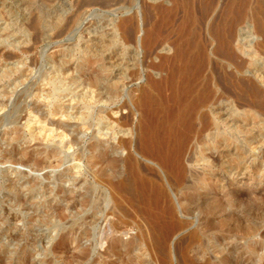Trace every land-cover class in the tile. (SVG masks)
Instances as JSON below:
<instances>
[{"label":"rangeland","instance_id":"rangeland-1","mask_svg":"<svg viewBox=\"0 0 264 264\" xmlns=\"http://www.w3.org/2000/svg\"><path fill=\"white\" fill-rule=\"evenodd\" d=\"M80 1L0 0V116H8L0 128V264H120L119 256L110 252L117 242L124 251L134 247L132 254H142L140 264H158L155 254L133 245L141 239V231L146 239L150 237L147 231L151 225L146 216L127 217L115 210L111 192L96 182L97 169L88 160L98 154L95 147L101 139L99 129L107 135L99 145L107 149L129 138L128 131L133 129L130 153L144 166L159 171L168 186L158 166L138 153L139 112L134 100L147 83L159 78L151 67L168 63L161 50L172 43L180 26L178 21L186 12L175 10L173 2L172 6L167 4L169 0H134V6L128 2L122 10L89 8L79 13ZM191 1L196 14L208 4H213L214 14H223L235 4L236 11L247 14L253 28L252 35L243 32L240 41L244 47H252L239 54L238 68L225 66L223 72L214 69L220 120L217 128L192 148L191 180L205 188H194L195 193L187 200L191 203L188 214L177 201L178 193L169 190L178 218L187 221L186 226L169 234L172 264H264V109L258 107L260 99L245 92V87L257 85L264 100V32L258 30L264 27V0ZM161 15H174L177 22L163 28V48L153 57H145L136 40L124 41L112 28L114 21L132 18L141 39ZM68 62L73 67L69 75H64L61 69ZM103 66H108L115 78L111 84L120 78L126 86L119 81L117 87L109 86L110 91L107 87L93 88L89 101L72 104L78 110L75 117L81 119L69 122L72 127L66 133L54 131L56 127L50 121L59 116L50 114L52 105L70 107V100L84 93L75 82L90 86ZM206 75H212V70L208 69ZM39 86L47 99L34 95ZM32 89L33 97H29ZM207 106L210 112V103ZM28 107L39 108V119H34ZM131 110L135 116L130 127L113 123ZM228 149L234 153L230 159ZM128 154L109 151L110 157L122 159ZM24 156L30 161L18 163L15 159ZM75 166L80 168L73 170ZM33 183L37 185L34 191ZM92 189L97 210L91 205L73 206L83 196H90ZM128 204L130 197L126 195ZM52 208L60 209L64 218H52ZM47 221L56 228L51 235ZM157 223L160 221L153 225ZM17 232L25 237L14 241L11 235ZM165 234L157 231L159 237ZM195 234L200 237L183 254Z\"/></svg>","mask_w":264,"mask_h":264},{"label":"bare ground","instance_id":"bare-ground-1","mask_svg":"<svg viewBox=\"0 0 264 264\" xmlns=\"http://www.w3.org/2000/svg\"><path fill=\"white\" fill-rule=\"evenodd\" d=\"M126 1L82 0L79 3L80 7H78V10L79 13L89 8H97L102 11L115 9L117 11L126 8L128 2L131 6L135 4L134 0ZM172 2L175 10L183 9L186 14L180 20L178 19L180 26L175 30L176 33L172 43L167 44L164 48L160 41V35L166 25L168 26L176 21L173 18L174 15L159 16V22L149 28L141 39L138 38L139 29L135 26L132 18L129 21L127 20L128 22L114 21L112 24L113 30L116 34L123 36L124 41L136 40L137 44L141 45L140 50L145 57L155 56L160 52V48H163L161 51L166 54L164 60L168 61L167 64L151 67L152 71L158 73L157 76L159 78L152 79L144 87L142 86L143 89L134 100V107L139 112V120L136 126L137 143L135 142L138 153L146 161L153 162L158 166L166 177L168 186L164 184L165 180H163L159 171L144 166L130 153V149L133 146V141L130 139L134 133L133 129L128 131L129 138L122 139L117 147H112V149L99 145L106 141L107 136L102 133V128L99 129L97 134L101 139L100 143L95 147V151L98 154L92 155L88 160L89 165L93 169H97L94 174L96 182L111 192L115 210L127 217L140 216L141 214L146 216V221L151 225V230L147 231V234H150L149 240L146 239V233L141 231V239L135 241L133 245L137 244L140 247V251L143 249L155 254L158 264H172V256L169 250V234L183 228L187 224V221L178 218L177 206L170 197L169 190L178 193L177 201L182 208H185L183 213L188 214L186 212L188 211L187 206H190L191 203L187 200L195 193L194 188L200 185V183L195 184L191 180L194 179L192 148L212 128H217L220 120L217 86L216 83L213 85L214 72L215 70L216 72H223L225 66L238 68L239 54H244L247 48L251 49L252 47L251 45L244 47L240 38L243 32H246L247 35H252L253 33V28L247 20V14L244 11H236L235 4L232 5L233 3L227 7L223 14L216 15L213 13V4L204 5L203 12L196 14L191 9V0H169L167 4L172 6ZM163 8L160 9L164 10ZM258 30L259 32H264V27L260 26ZM85 50L88 51L87 48ZM70 63L68 62L61 69V73L69 75V69L73 67V64ZM77 66L74 65V68ZM208 69L212 70V75L210 76L206 75ZM101 74H104L103 77ZM101 74L97 75L88 87L75 82V85H78L77 88H82L84 93L80 97L74 96L70 100V107L66 108L60 104L52 105L50 114L55 117L59 116L58 119L50 121V125L56 127L54 131L62 130L66 133L67 129L72 127L69 122L75 118L76 120L81 119L75 117L78 110L72 104L89 101V94L93 88L95 90H104L107 87L108 91H110V85L117 87L119 81L123 84V80L120 78H118V82L110 83L111 79L114 80L115 78L111 75L108 66H103ZM105 75H107L106 80L104 78ZM104 83H106V86H104ZM36 87L35 89L38 92L34 95H37L39 99H47V96L43 95V92L45 93V90L42 89L44 85ZM33 89L29 93V97H33ZM92 92L94 93V90ZM245 92L254 96V98L260 99V103L257 102L258 105L260 104L258 107H260L259 109H264V100L261 99L263 92L259 86L245 87ZM207 103H210L212 107L210 112L205 109ZM53 108L54 110H52ZM27 109L34 119H39V108L28 107ZM117 114V112L113 113V115ZM133 115L134 112L131 110L127 116L116 117V119L113 117V123L120 127H130ZM7 119L8 116L6 115L0 116V128L5 125ZM28 122L30 123V121ZM101 148H104V150H101ZM110 150L115 152L127 151L129 154L125 159L110 157ZM233 155L232 149H228L227 157L230 159ZM220 156H223V154ZM15 159L18 163L30 161L25 156L21 160ZM79 168V166H75L73 170H78ZM196 180L197 178H195ZM36 186L33 183L31 190H36ZM203 188H205V185L201 184L200 189ZM61 193H66V191L62 190ZM94 193L95 191L92 189L90 196H83L82 200L80 202L79 200L75 201L73 206L79 204L81 206L91 205L97 210L98 207L92 201ZM126 195L130 197V204L128 205H126ZM127 206H129V211ZM50 210L52 218L54 217L56 220L59 217L64 218L60 209L52 208ZM112 215L119 216L117 212H112ZM118 219L120 224H123L122 219ZM156 220L160 221V223L153 225ZM46 223L51 225L50 221ZM115 227L119 228L117 224ZM158 230H163L167 234L159 237L157 236ZM52 232L55 233L56 228L54 229L51 225L49 234L51 235ZM11 236L14 241L25 237L21 232ZM199 237L198 234L192 235L182 253L186 255L189 245ZM36 242H39V240ZM120 244L117 242L110 250L112 254L119 256L120 264L142 263V254H132L131 251L134 247H129V249L127 247L124 251L123 246L121 247ZM32 246H34V240H32ZM23 250L27 251L28 247H24ZM186 264H189V261H186Z\"/></svg>","mask_w":264,"mask_h":264}]
</instances>
